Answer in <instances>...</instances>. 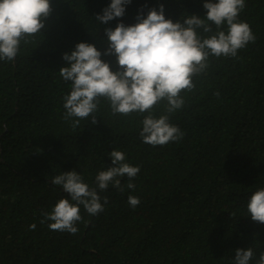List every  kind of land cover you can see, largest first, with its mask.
<instances>
[{
  "label": "trees",
  "instance_id": "16d2710c",
  "mask_svg": "<svg viewBox=\"0 0 264 264\" xmlns=\"http://www.w3.org/2000/svg\"><path fill=\"white\" fill-rule=\"evenodd\" d=\"M108 2L51 0L41 33L0 62V264H231L234 250L246 247L255 261L264 223L247 216L246 202L264 187V0H246L239 14L255 40L235 57L210 56L194 87L182 91L183 106L169 119L183 136L163 146L141 142L146 113L113 115L103 98L95 124L65 119L71 85L58 71L61 54L81 41L103 53L106 26L135 23L138 10L159 4L174 22L203 17L202 0H132L124 16L97 24ZM102 59L116 70L114 56ZM165 108L161 101L153 114ZM113 149L139 165L134 190L109 185L99 193L103 211L91 216L81 206L74 234L41 223L42 212L67 196L51 177L77 170L94 186ZM129 194L139 197L135 208Z\"/></svg>",
  "mask_w": 264,
  "mask_h": 264
},
{
  "label": "clouds",
  "instance_id": "9594fccd",
  "mask_svg": "<svg viewBox=\"0 0 264 264\" xmlns=\"http://www.w3.org/2000/svg\"><path fill=\"white\" fill-rule=\"evenodd\" d=\"M132 0H109L95 15L97 24L108 25L124 16ZM246 0H202L203 17L184 14L175 22L165 18L163 4L138 10L135 23L125 25L117 20L114 27L104 28L102 53L93 43L77 42L61 54L60 77L70 82L63 97L64 118L79 124L81 119L96 123L93 115L103 98L113 115L146 113L140 121L141 142L163 146L182 138L181 129L170 122L169 114L183 106L182 91L194 87L193 77L204 72L209 57H235L238 50L255 40L249 24L239 18ZM52 12L51 0H0V62L12 61L21 42L41 33ZM102 55L115 57L116 70ZM166 102L165 112L154 115V106ZM109 167L94 176L89 186L77 170L61 171L51 177L50 184L67 193L42 212L41 223L52 230L76 233L82 219L80 208L91 216L103 211L107 203L100 192L109 185L120 191L135 188L133 179L139 165L126 161L125 153L113 149L108 153ZM127 177L126 186L121 178ZM127 203L135 208L139 197L129 194ZM247 216L264 223V187L251 192L246 202ZM35 228V224L29 225ZM252 247L236 248L231 264H264V251L253 261Z\"/></svg>",
  "mask_w": 264,
  "mask_h": 264
}]
</instances>
